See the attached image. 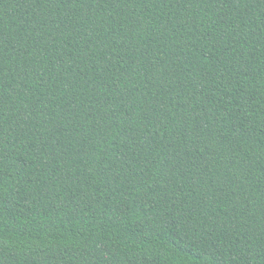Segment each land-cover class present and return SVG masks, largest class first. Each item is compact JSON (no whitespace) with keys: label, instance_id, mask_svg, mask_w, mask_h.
<instances>
[{"label":"trees","instance_id":"obj_1","mask_svg":"<svg viewBox=\"0 0 264 264\" xmlns=\"http://www.w3.org/2000/svg\"><path fill=\"white\" fill-rule=\"evenodd\" d=\"M0 264H264V0H0Z\"/></svg>","mask_w":264,"mask_h":264}]
</instances>
